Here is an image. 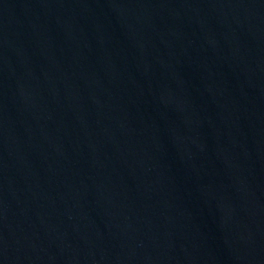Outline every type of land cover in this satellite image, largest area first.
Segmentation results:
<instances>
[{
	"label": "water",
	"instance_id": "1",
	"mask_svg": "<svg viewBox=\"0 0 264 264\" xmlns=\"http://www.w3.org/2000/svg\"><path fill=\"white\" fill-rule=\"evenodd\" d=\"M0 264H264V0H0Z\"/></svg>",
	"mask_w": 264,
	"mask_h": 264
}]
</instances>
